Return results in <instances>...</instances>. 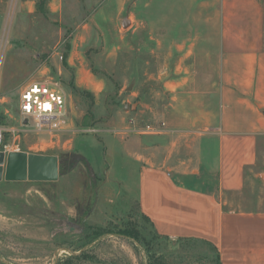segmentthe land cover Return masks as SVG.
<instances>
[{
  "label": "rangeland",
  "instance_id": "rangeland-1",
  "mask_svg": "<svg viewBox=\"0 0 264 264\" xmlns=\"http://www.w3.org/2000/svg\"><path fill=\"white\" fill-rule=\"evenodd\" d=\"M220 3L0 0L5 144L59 160L57 181L0 182V264H220L209 244L155 232L119 141L196 129L193 97L217 79ZM35 81L66 95L65 131L36 133L22 117L20 92ZM247 189L264 201V184Z\"/></svg>",
  "mask_w": 264,
  "mask_h": 264
},
{
  "label": "crops",
  "instance_id": "crops-1",
  "mask_svg": "<svg viewBox=\"0 0 264 264\" xmlns=\"http://www.w3.org/2000/svg\"><path fill=\"white\" fill-rule=\"evenodd\" d=\"M220 4L217 79L193 97L196 129L119 141L138 169L140 211L160 236L207 243L221 264H264V201L247 189L264 184V1Z\"/></svg>",
  "mask_w": 264,
  "mask_h": 264
},
{
  "label": "built area",
  "instance_id": "built-area-1",
  "mask_svg": "<svg viewBox=\"0 0 264 264\" xmlns=\"http://www.w3.org/2000/svg\"><path fill=\"white\" fill-rule=\"evenodd\" d=\"M46 106V107H45ZM19 109L22 117L32 123L31 131L40 134L63 132L68 125V102L58 86L47 82H31L20 92ZM6 130L0 128V151L5 144ZM136 134L158 133L151 127L133 129Z\"/></svg>",
  "mask_w": 264,
  "mask_h": 264
},
{
  "label": "water",
  "instance_id": "water-1",
  "mask_svg": "<svg viewBox=\"0 0 264 264\" xmlns=\"http://www.w3.org/2000/svg\"><path fill=\"white\" fill-rule=\"evenodd\" d=\"M59 178V160L25 152H0V182H50Z\"/></svg>",
  "mask_w": 264,
  "mask_h": 264
},
{
  "label": "trees",
  "instance_id": "trees-1",
  "mask_svg": "<svg viewBox=\"0 0 264 264\" xmlns=\"http://www.w3.org/2000/svg\"><path fill=\"white\" fill-rule=\"evenodd\" d=\"M137 202V205H138V209H139V211H140V208H139V204H138V201H136ZM141 212V211H140ZM142 213V212H141ZM143 214V213H142ZM144 215V214H143ZM145 216V215H144ZM147 219H148V221L150 222V224L153 226V224H152V222L150 221V219L147 217V216H145ZM153 228H154V226H153ZM154 230H155V228H154ZM95 231H97V230H95ZM155 232H156V230H155ZM157 233V232H156ZM92 234V233H91ZM158 234V233H157ZM101 235V233L100 232H97V233H94V236H100ZM131 236V235H130ZM207 244V243H206ZM215 248V247H214ZM216 249V248H215ZM217 250V249H216ZM71 253H73V252H71ZM217 254H218V250H217ZM73 255H74V253H73ZM74 256H77L76 254L74 255ZM218 259H219V262H220V258H219V254H218ZM220 264H221V262H220Z\"/></svg>",
  "mask_w": 264,
  "mask_h": 264
},
{
  "label": "clouds",
  "instance_id": "clouds-1",
  "mask_svg": "<svg viewBox=\"0 0 264 264\" xmlns=\"http://www.w3.org/2000/svg\"><path fill=\"white\" fill-rule=\"evenodd\" d=\"M46 107V106H45Z\"/></svg>",
  "mask_w": 264,
  "mask_h": 264
}]
</instances>
